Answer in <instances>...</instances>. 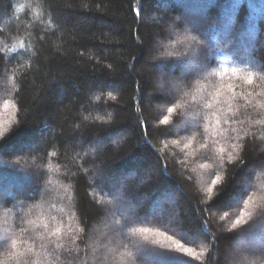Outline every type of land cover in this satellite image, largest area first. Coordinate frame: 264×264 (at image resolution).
Here are the masks:
<instances>
[{"label": "trees", "instance_id": "16d2710c", "mask_svg": "<svg viewBox=\"0 0 264 264\" xmlns=\"http://www.w3.org/2000/svg\"><path fill=\"white\" fill-rule=\"evenodd\" d=\"M260 244L264 0H0V264Z\"/></svg>", "mask_w": 264, "mask_h": 264}, {"label": "rangeland", "instance_id": "374dc122", "mask_svg": "<svg viewBox=\"0 0 264 264\" xmlns=\"http://www.w3.org/2000/svg\"><path fill=\"white\" fill-rule=\"evenodd\" d=\"M164 10V12L163 13H165L166 12V9H163ZM195 69V70H194ZM187 70V72H191V71H195V72H200L201 71V67H197V66H195V67H192L191 65L186 69ZM185 72V71H184ZM182 73V75L183 74H185V73ZM158 74H160L161 76H162V78L165 80V88L166 89H168V90H171V89H173L174 88V84L176 85V83L175 82H173L172 81V79H171V75H170V73L168 72L166 75L164 74V73H161L160 71H159V73ZM188 123L187 122H184L183 123V125H181V128H183V127H185L186 125H187ZM204 170H206V167H204L203 168ZM208 169V168H207ZM12 180H9L8 181V183H11L12 184V182H11ZM4 182H6L5 180H3V182L2 183H4ZM115 199H117L118 201L119 200H121V194L119 193V192H117L116 194H114V200ZM172 200V199H171ZM126 201V200H125ZM127 202V201H126ZM170 202V201H169ZM114 210V209H113ZM116 210H118V208H115V211ZM112 214H113V212H112ZM112 214L110 215V217L112 216ZM114 215V214H113ZM158 216V215H157ZM160 216V215H159ZM108 220L107 221H109V219L110 218H107ZM169 222L171 223H173L174 221L170 218L169 219ZM104 224V223H103ZM108 224H110V223H107V224H105V225H103L102 227H99V228H105V226L106 225H108ZM99 230V229H98ZM98 230H96V228H94V231H96V233H97V231ZM255 248H257L259 251H261L262 249H264V246L263 245H257V247H255ZM237 251H238V247L237 248H232L229 252H228V261H229V264H236L237 263V258H238V254H237ZM146 261L147 262H152V260H150V259H146Z\"/></svg>", "mask_w": 264, "mask_h": 264}, {"label": "snow or ice", "instance_id": "6c2138e0", "mask_svg": "<svg viewBox=\"0 0 264 264\" xmlns=\"http://www.w3.org/2000/svg\"><path fill=\"white\" fill-rule=\"evenodd\" d=\"M248 82L251 83V80L249 79ZM169 111H171V109H169ZM214 183H215V181H214ZM15 247H16V243H15V241H13V242H12V248L15 249ZM180 248H181V246H180V245H177V250H179ZM184 251H185V252H188L189 249L185 248Z\"/></svg>", "mask_w": 264, "mask_h": 264}]
</instances>
